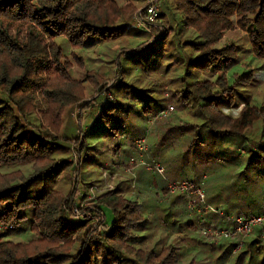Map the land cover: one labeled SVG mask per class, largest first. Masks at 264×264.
Masks as SVG:
<instances>
[{
	"label": "trees",
	"instance_id": "1",
	"mask_svg": "<svg viewBox=\"0 0 264 264\" xmlns=\"http://www.w3.org/2000/svg\"><path fill=\"white\" fill-rule=\"evenodd\" d=\"M168 1L177 26L175 32H170L168 46L164 42L170 27L160 23L162 18L165 20L161 13L158 20L164 34L156 42L147 46L149 39L145 40L131 53L125 45L119 46L122 60L131 68H123L118 61L114 64V99L102 102L104 107L94 128L101 140L117 138L111 148L117 159L111 160L106 154L103 160L101 151V165H96L98 159L87 152L96 137L90 138L92 133L87 134L88 138L83 135L80 147L76 146L82 183L86 186L99 180L94 175L91 178L88 164L96 166L97 175L104 165L110 172L122 170L135 152V139L143 135L148 119L171 103L176 118L183 112H192L195 120L173 118L176 123L172 121L175 124L166 129L162 140L172 136L173 142L181 139L188 144L185 152L191 148L192 163L179 170L188 158L183 154L173 161L174 154L165 156L164 145L157 147L158 152L148 148L149 156L164 167H177V172L171 169L169 174L165 168V174L178 181L190 180L186 179L188 170L205 172L212 164L236 169V179L242 186L234 184L236 190L230 187L226 197L222 190H209L208 204L234 217L264 212V106L252 100V86L257 81L255 68L244 69L237 44L216 46L226 32L239 30L253 57L264 59V0ZM139 3L140 0L122 5L118 0H0V222L12 227L25 222L24 229L30 235L27 244L0 238V264H201L204 258L197 248L204 245L209 250L217 248V252L213 251L214 264L230 259L236 240L226 238L215 244L198 231V224L222 227L228 223L212 212L202 219L190 215L185 195L164 200L168 195L165 182L155 175L150 178V187L138 185L136 192L127 193L124 191L130 184L118 179L113 189L99 196L111 213V221L101 235H90L83 220L65 215L70 192L64 194L58 184L60 177L66 183L70 179L71 163L65 155L75 126L68 115L84 95L82 85L72 84L66 48L72 49L70 53L78 61L81 56L73 51L115 41L125 34L149 37L148 29L130 22ZM109 50L110 62L114 63L116 51ZM178 51H183L185 57L176 58ZM165 55L173 63L166 64L163 71L161 60ZM156 59L158 66L153 69ZM171 66H176L172 72L182 73L167 81L169 93L165 94L146 75L154 71V77L160 78ZM89 75L86 77L97 84L105 81L95 73ZM42 86L43 104L37 102L35 94ZM37 106L44 110L38 113ZM255 122L261 125L260 140L251 148L250 141L255 140L248 130ZM241 149L245 150L244 156ZM151 185L159 191L151 194ZM258 192L260 200L251 194ZM33 236L36 240L31 239ZM185 237L199 246H188ZM245 243L233 264H253L254 247L263 250L260 264H264V240L259 230Z\"/></svg>",
	"mask_w": 264,
	"mask_h": 264
},
{
	"label": "rangeland",
	"instance_id": "2",
	"mask_svg": "<svg viewBox=\"0 0 264 264\" xmlns=\"http://www.w3.org/2000/svg\"><path fill=\"white\" fill-rule=\"evenodd\" d=\"M127 1H131V0H118V2L121 5L125 4V2ZM138 5L139 6L136 7L135 10H133L132 21H130L131 23L134 22L136 26H137V23H136L134 16L136 14L138 15L139 13L143 16L148 5L153 6L156 12L158 13L156 17L157 19L154 21L155 25H151L152 27L147 28L149 30V37L138 38L132 34H125V35L119 36L115 41H109L107 43L97 44L94 47L83 48L80 51H77V50L73 51L75 52L76 55L81 56V60H78V61L75 60L73 58L72 53H70L72 52V49L70 50L69 48H66V52H67L66 55L69 56L68 59L71 62L70 75L72 76L74 80L72 84L82 85L84 88V95L82 99L74 103V105L69 110V115H68L69 122L70 124L73 123L75 126V130L74 131L71 130L70 132L72 136L74 135V138L72 141H70L69 153L65 155V157L68 158L69 163H71V166L69 167V170H68L70 179L69 180L67 179L69 183L68 182L66 183L65 181L63 182L62 177H60L61 182H59L58 186L61 187V190L63 191L64 194L67 191L70 192L68 194L69 196L67 197V207L68 208L65 211V215L71 219L74 218L77 220L79 219L83 220V223L87 224V226L90 228L89 229L90 235L91 234L97 235V236L101 235L102 230L106 229L107 224L110 223L111 221L110 220L111 213L109 211L110 208L107 207L106 204L100 200L99 196L103 192L113 189L118 179L119 180L126 179L128 183L130 184L129 189L127 191H124L127 193L136 192L139 188L138 185H142L144 187L149 185L150 187V184H151L150 178L154 175H155L154 177H158V178L161 177V179L164 181L162 176L155 174V173L153 174L151 171L146 170L145 167L140 164V162L137 159L138 151L136 149L135 152H133V155L129 158L128 164L124 168H122V170L116 168V169H113L112 172H110L108 169L106 170V167L104 165L103 169L101 170V174L97 175V173L94 172L97 169L96 166H94V164H88L86 166V169L91 172V178L93 179V175H94V178L95 179L99 178V180L95 182L94 184L90 183L85 186L82 183V175L80 171L81 167L78 164L79 163V155H77L78 149L76 152V146H78L79 148L81 142H83L84 140L83 135H86L88 138L89 136L87 134L92 133L90 134L91 135L90 138H93V137H96V138H93V141H90L89 145L90 146L92 145V146L90 150L88 149L87 152H89V155L94 157V159H98L96 165H99V164L101 165L100 163L101 162V151L104 152L103 160L106 158L105 157L106 154L112 157L111 160L117 159L115 157V154H111V148L115 144L117 138L101 140V136L94 134V128L96 126L95 124H97L96 118L100 115L101 110L104 107V104L102 102H105L106 100L112 101L114 99V94L111 90L112 89L111 86L113 83L112 75H113V70H114V64H116L118 61L120 64L122 63L123 68L125 67L126 69L131 68L130 63L125 62V59L122 60V55H121L122 53L118 51L120 49L119 46L125 45L126 48H130L129 52L131 53L135 51V48H136L135 46L137 44H140L144 42L145 40L149 39V42L147 44L148 46L156 42L159 38H161V36L164 33L162 29L163 27L160 26L159 20H158L160 13L164 14L165 16L164 17L165 20L162 18L160 20L162 22L160 23L162 24L165 23L166 28L170 27V29L169 28L167 29L169 32V38L165 40L164 44L168 46L170 42V37L172 38V34L170 32H175V28L177 26H176L175 20L173 19H175L176 16L173 13V10L170 9L171 5L169 4L168 0H140V3ZM231 42L239 46L238 52L241 58L240 61L242 60L241 62L245 64L244 69L246 70L248 68L250 69L255 68L254 74L257 75V78H256L257 81L252 86L253 88L252 100L257 99L255 101V104L257 106H262V105L264 106V59L259 60L253 57V55L249 52V44L247 40L245 39V35L239 30L226 32L221 42L217 44L216 46L221 47L222 45L231 43ZM63 46L65 48V45ZM111 48H113V50L116 51L115 57L119 58V60L118 58H116L117 60L114 63L112 61L110 62L109 56L111 55V53L109 49ZM185 51H189V50L185 49ZM181 56L185 57L184 52L178 51V55L176 58L180 59ZM168 60L169 59L166 58V55H165V60L164 59L161 60V65H162L161 67L163 68V71H164V66L166 64L171 63V62L173 63L172 60L170 61ZM157 66H158V60L156 59V66L153 69H156ZM174 69H176V66H173V67L171 66L170 71H167L166 74L161 73L162 76L160 78H158L157 75L154 77V71L152 73L150 72L149 76L146 75V77L148 79L151 78L153 82L154 81L157 82L159 86H161V88L163 89V92L166 94V92L169 93V90L167 86L165 85L167 84V81L175 78L176 76L182 73V71L181 72L179 71L178 73L172 72ZM93 73H95L98 78L103 76L105 81L97 84L96 81L95 82L91 81L89 77H86V75L90 74L89 76H91ZM133 76H134V73L132 74V78L135 79V77ZM197 77L201 78L202 75L199 74L197 75ZM128 78L130 77L128 76ZM42 89H43V86L38 88L35 92L36 97H37V102H40L41 104H43L41 94H40ZM165 98L169 99V95L168 96L165 95ZM169 104L171 105V103ZM40 110H44V107H41V108L38 107V110H37L38 113H40ZM167 113L168 114L166 117L158 118V115H157L156 117L149 118L147 124L145 125L146 129L143 135L141 136L145 138L144 140L146 143L145 146H146L147 151H148V148L150 151H154L164 145L163 148H164L165 156H168L169 154H174L172 160L175 162L178 160V158H181L182 155L185 154L188 160L185 159L184 162H182L181 165H183V167H179V170H181L182 168L186 169V166L188 164H191L192 159H193L191 148L189 149L187 153L185 152L188 144L185 145L183 142H180L182 141L181 139L178 142H173V139H175V137H172V136L171 137L168 136V138L164 140H162V138L164 134H166V129L169 126L174 125L176 123L173 118H175V120H177L178 118L193 120L194 116L192 115V112L191 114L190 113L187 114L186 112H183L181 115H179L178 118H176L172 111L167 112ZM67 121L63 123L64 126L67 125ZM158 121L160 123H158ZM172 121H174L175 123ZM253 126L249 128L248 130V134L252 135L251 139L255 140V141H250L251 148L255 147V142L260 140L258 135L261 132V127H260L261 125L259 122L257 123L255 122ZM91 127L93 128V130H91ZM61 128L60 130L62 134L64 127L63 129ZM98 130L100 131V129ZM99 133H101V131ZM97 136L100 138H97ZM121 139H124V138L121 137ZM240 151H241L240 153L241 156H244L245 150L241 149ZM93 154L95 155L93 156ZM197 163L198 162L196 161V164ZM107 164H109V162ZM196 166H198V164ZM220 166L221 165L212 164V166H210L208 170H206L205 172H203L202 170L199 172L196 169L194 170V172L188 170L187 174L189 175V178H186V179H192V180L194 179L195 183L204 189L205 200L207 203L210 201V200L207 201L208 200L207 193L209 192V190H215L218 192L219 190H222V192L225 193V197H226V194L227 196L229 194L228 189L230 187L233 191L236 190V185L234 184H239V188L242 186L241 182L238 179H236V175H235L237 172L236 169L233 170V168L231 167L229 168L227 166H223V168H221ZM143 168L146 170V172ZM164 168H166L167 174L172 173L171 169L174 170L175 172H177L178 170L177 167L170 169L168 168V165H166V167ZM147 171L150 172V174ZM193 174L198 175V176L195 177ZM225 174H228L227 176L229 177L227 178ZM165 177L167 180V181H164L165 187L168 181H178L179 180V179H172L166 174H165ZM224 179H228L227 182L224 181ZM233 179H234V182L236 183H233ZM146 180L148 181L147 184L145 183L147 182ZM158 181L159 180L155 182L157 183ZM155 191H159L158 188L156 189V187L151 185V188H150L151 194H153V192ZM259 191H262L260 187H259ZM150 192L147 191L146 193L150 194ZM167 193L168 195L164 197V200L166 199V201L168 200L167 198L171 199V197L177 196V194H172V193H169L168 191ZM251 194L253 196H256V198L258 197L259 200L261 199V194L259 192L258 194L256 193L255 194L251 193ZM222 197H224V195H222ZM261 201L264 204V200H261ZM241 203L245 204V202H242V201ZM104 205H105V208L103 209ZM25 224H26L25 222H22L19 226L12 227V225L9 223L0 222V238L4 240H10L13 244H24V243L27 244L30 240V235L26 231V229H24ZM156 232H159V231L157 230ZM179 235L182 237L181 234ZM249 237L250 236L243 237V236H238V235H236L235 237H227L228 239L236 240L237 243L231 250V257L228 260V262H224L222 264H233L235 255L237 254V252L241 251L244 246H246L245 242L246 240L249 239ZM31 239L36 240V237L33 236ZM224 239L226 238H217V239H208V240H211L214 243L216 242L215 244H219L220 242L222 243V240ZM184 241L190 247L193 245H196L195 241H190L186 237ZM196 246H199V245H196ZM208 248L209 247L205 245L200 248H197L199 249L200 254L204 258V263H201V264H214L213 258H214L215 253L213 251L217 252L216 250L217 248L213 250H209ZM252 250L255 253L254 255L255 259H254L253 264H260V259L262 258L263 250L256 249V247L252 248Z\"/></svg>",
	"mask_w": 264,
	"mask_h": 264
},
{
	"label": "built area",
	"instance_id": "3",
	"mask_svg": "<svg viewBox=\"0 0 264 264\" xmlns=\"http://www.w3.org/2000/svg\"><path fill=\"white\" fill-rule=\"evenodd\" d=\"M157 14L158 13L155 8L148 5L143 16L140 13L135 15L137 26L147 29L149 26L154 25ZM172 110L173 106L167 105L165 109L158 113V118L166 117L168 114L167 112ZM144 139L145 138L143 136L135 139V146L138 151V161L145 167L146 170L151 171L153 174L155 173L162 176L164 181H167L164 166L158 160L148 156ZM166 189L169 193L186 196L187 208L190 215L197 216L199 219H202L208 212H212L228 223V225L222 227L200 224L198 231L202 236L209 239L235 237L236 235L248 237L252 235L256 229H258L260 237L264 239V212L256 213L247 217H234L224 214L221 208H215L206 202L204 189L196 184L192 179L168 181L166 183Z\"/></svg>",
	"mask_w": 264,
	"mask_h": 264
}]
</instances>
